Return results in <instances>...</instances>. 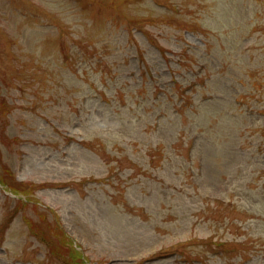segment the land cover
Returning <instances> with one entry per match:
<instances>
[{"label": "rangeland", "instance_id": "obj_1", "mask_svg": "<svg viewBox=\"0 0 264 264\" xmlns=\"http://www.w3.org/2000/svg\"><path fill=\"white\" fill-rule=\"evenodd\" d=\"M66 239L264 264V0H0V264Z\"/></svg>", "mask_w": 264, "mask_h": 264}]
</instances>
